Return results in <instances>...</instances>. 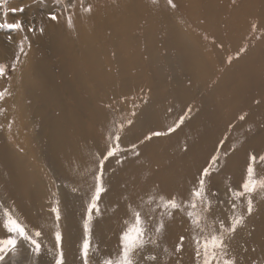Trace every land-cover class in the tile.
Here are the masks:
<instances>
[{"label":"bare ground","instance_id":"1","mask_svg":"<svg viewBox=\"0 0 264 264\" xmlns=\"http://www.w3.org/2000/svg\"><path fill=\"white\" fill-rule=\"evenodd\" d=\"M173 1L175 17L162 11L161 0L159 6L151 0H100L91 2L90 14L77 9L71 26L64 16L50 23L36 43L25 47L16 97L10 101L7 92L0 101L5 129L0 130V223L1 209L10 207L29 226H45L46 244L52 247L49 204L52 179L58 177L67 264H80L83 223V194L69 188L86 190L92 182L93 153L104 148L113 116L109 105L129 98L116 105V115L126 117L135 98L137 111L143 112L127 129L125 144L149 128L166 131L189 105L193 112L172 134L142 146L139 160L109 169L110 191L94 222L97 259L116 251L128 195L155 185L185 191L224 135L229 143L239 141V150L214 187H235L245 174L247 151L264 149V36L253 38L249 32V20L264 17V0H236L235 5L232 0ZM242 47L247 51L237 59ZM0 50V63L10 65L4 58L7 45L0 43ZM140 90L150 97L140 98ZM242 113L246 119L239 121ZM31 119L38 121L32 131ZM10 139L26 145L28 153L11 149ZM256 167L264 176V164ZM254 196L257 211L235 241L244 250L243 264H264V190ZM181 228L177 220L173 238ZM183 259L189 264L191 256L185 253ZM32 264H54L53 252L42 249Z\"/></svg>","mask_w":264,"mask_h":264},{"label":"snow or ice","instance_id":"2","mask_svg":"<svg viewBox=\"0 0 264 264\" xmlns=\"http://www.w3.org/2000/svg\"><path fill=\"white\" fill-rule=\"evenodd\" d=\"M8 0H0V7ZM159 6L158 0H151ZM235 5L236 0H232ZM40 3V0H33ZM54 8L47 13V19L59 22L65 16L69 26L73 23L76 10L92 13L94 4H85V0H53ZM166 6L175 11L177 5L173 0H166ZM31 5L4 8L0 16L5 22H0V30H4L11 41L12 33H22L16 58L11 65L0 63V78H9V73L17 71L21 56H26V33L43 34L44 27L37 28L35 20L15 19L6 22L9 14H23ZM59 8V12L55 9ZM66 14V15H65ZM250 35L255 38L259 33L264 36V17H253L249 20ZM30 47V43L28 44ZM247 51L246 47L239 49L236 58ZM228 57V63L232 62ZM5 89L0 91V101L5 99ZM129 102V98L109 105L113 112L108 134L104 140V148L93 153L94 169L90 172L91 184L87 189L71 186L69 191L82 196V243L78 254L80 264H185V253L191 256L189 264H243L241 256L243 249L235 246L236 236L240 230L247 228L248 219L257 211L254 194L264 190V176L257 173V164H264V149L252 148L246 153V169L242 182L237 186L225 185L223 190L214 187L216 177L227 166L231 156L239 150L237 144L229 143L230 137L224 135L218 140L213 152L205 158L204 163L197 168L189 186L185 191H165L159 185L148 188L144 193L125 197L124 216L118 233V244L114 253H109L97 259V250L93 248L95 218L101 216L100 204L103 197L110 191L107 173L113 165H123L129 159L139 160L142 156V146L147 147L154 138L170 135L191 118L193 107L189 105L182 115L170 124L166 131L149 128L147 132L133 142L124 143L127 129L134 125L135 120L143 115L138 112L140 105L131 98V113L118 117L120 111L116 105ZM260 103V101H257ZM0 111H3L0 109ZM171 111V109H169ZM246 113L237 116L239 121L246 119ZM229 125V131L233 128ZM227 145V146H226ZM187 152L185 145L182 149ZM107 166V167H106ZM58 177L52 179L49 204V216L52 218V235L54 243L47 247L48 233L45 226L35 228L29 226L15 214L14 209L4 207V219L0 223V264H32V257H39L42 249L53 252L54 264H67L64 250V234L62 225L65 219L62 207L61 185ZM3 207V205H0ZM180 220L181 231L173 238L174 226ZM255 264V262H253Z\"/></svg>","mask_w":264,"mask_h":264},{"label":"rangeland","instance_id":"3","mask_svg":"<svg viewBox=\"0 0 264 264\" xmlns=\"http://www.w3.org/2000/svg\"><path fill=\"white\" fill-rule=\"evenodd\" d=\"M92 1H98V3H99L100 0H85V4H89ZM160 3L162 5V11L164 13L175 17V14H174L175 11L171 10L170 8H168L166 6V0H161ZM22 5L23 6L31 5V7H26L25 12L23 14H16L15 16H13L12 14H9V16L6 18V22H14L15 19H23L26 21H30V20L34 19L37 28H39L40 26H43L44 29L46 27L50 26V23L53 22V21L47 19V13L49 11L53 10V8H54L53 0H40V3H35V4L33 3V0H8V2L6 4H4L2 7H0V12H3L4 8L20 7ZM55 10L57 12H59V8H56ZM62 21H63V16L60 17L58 23H60ZM0 22H5V18L0 16ZM54 23H56V22H54ZM183 26L186 27V25H184V24H183ZM26 34L28 35V41H25V47L26 48H28L29 43H30V47H31V41L36 43V41H38V39L41 38L40 37L41 33H39V31L35 32L34 34L33 33H26ZM23 35L24 34L19 33V32L12 33L11 34V41H9L8 35L6 34V32L4 30H0V43L1 44L5 43V46L7 45L8 51H9V55L7 57H4V58L10 59V60L6 59L7 61H10L9 62L10 65L13 62V60L16 58V55L18 52V45H19V42L21 41V39L23 38ZM0 51H2V50H0ZM23 57H25V56H21L20 63H18V65H17V71L9 73V78H0V91H4L5 89H7V91H5V94L8 92V96H10V101L13 98H15L16 97L15 95L18 93V84H19L20 75L22 72V65H23L24 61H26V59H24ZM2 60H3V58H2ZM4 63H6V61ZM140 94H141L140 98H143L145 94H147V98L150 97V95L148 94V92L146 90H140ZM12 118H14V116L11 117V119H10V126L14 124V121ZM33 121L36 124H34ZM37 123H38V121H36L34 119H31V121H29V124H31L30 125L31 131L33 130V128H35L37 126ZM0 130L5 132L4 125L0 126ZM10 148L13 150H16L18 152H22V154L28 153L26 151V145L17 144L15 142H13L11 139H10ZM57 184L59 185L58 182H57ZM46 187L50 189L49 186H46ZM1 216H3V210L2 209H1ZM11 263L12 262L10 261L9 264H11Z\"/></svg>","mask_w":264,"mask_h":264}]
</instances>
